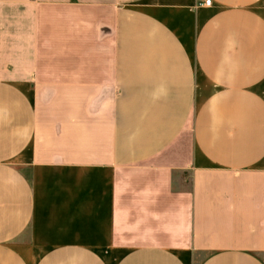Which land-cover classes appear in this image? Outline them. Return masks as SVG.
<instances>
[{
    "label": "crops",
    "instance_id": "0c3cea01",
    "mask_svg": "<svg viewBox=\"0 0 264 264\" xmlns=\"http://www.w3.org/2000/svg\"><path fill=\"white\" fill-rule=\"evenodd\" d=\"M0 264H264V0H0Z\"/></svg>",
    "mask_w": 264,
    "mask_h": 264
},
{
    "label": "built area",
    "instance_id": "2783aa9c",
    "mask_svg": "<svg viewBox=\"0 0 264 264\" xmlns=\"http://www.w3.org/2000/svg\"><path fill=\"white\" fill-rule=\"evenodd\" d=\"M205 5H206V6H210V5H211V2H206Z\"/></svg>",
    "mask_w": 264,
    "mask_h": 264
}]
</instances>
